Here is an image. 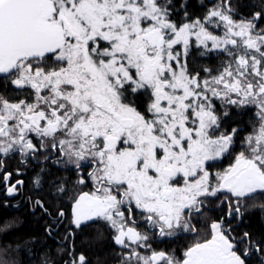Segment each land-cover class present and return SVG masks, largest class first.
<instances>
[{"label":"snow or ice","instance_id":"snow-or-ice-1","mask_svg":"<svg viewBox=\"0 0 264 264\" xmlns=\"http://www.w3.org/2000/svg\"><path fill=\"white\" fill-rule=\"evenodd\" d=\"M198 2L0 0V171L35 161L65 239L99 227L117 264H264V233L240 227L264 210V0ZM185 234L182 256L153 247Z\"/></svg>","mask_w":264,"mask_h":264},{"label":"trees","instance_id":"trees-1","mask_svg":"<svg viewBox=\"0 0 264 264\" xmlns=\"http://www.w3.org/2000/svg\"><path fill=\"white\" fill-rule=\"evenodd\" d=\"M245 1L250 4L255 0ZM192 2L195 10L199 11L197 3ZM194 63L198 68L203 64L196 61ZM218 65L215 62L211 66ZM205 66L209 65L205 64ZM239 121H242L240 117H232L226 127L237 124L241 126ZM50 193L51 189L48 186L42 189L37 188L35 192L33 190L30 201L22 202L21 208L19 206L13 208L12 205L5 206L0 201V226L5 224L10 226L7 233L0 232V248H7L6 258L14 261L15 264H60L66 256L71 259L66 251V247L70 246L74 254H83L89 264H117L119 250L114 248L107 234L103 239L97 237V233L101 231L99 227L89 228L82 232L77 231L74 236L65 239L68 232H71V226L67 220L63 224L58 223L56 212L61 207L67 212V204H61L58 198H54V193ZM34 200H43L47 212L35 207ZM48 230H51L53 234L49 235ZM255 231L256 235L264 233L261 227L260 231L258 229ZM168 242L158 243L156 241L153 247L169 251Z\"/></svg>","mask_w":264,"mask_h":264},{"label":"flooded vegetation","instance_id":"flooded-vegetation-1","mask_svg":"<svg viewBox=\"0 0 264 264\" xmlns=\"http://www.w3.org/2000/svg\"><path fill=\"white\" fill-rule=\"evenodd\" d=\"M195 1L200 9V5L198 0H192ZM255 2V1H254ZM252 2V3H254ZM239 3L241 5V12L244 15H247L251 12V4H248L245 0H239ZM194 61L197 63H203L207 64V59L206 57H199L195 56ZM216 64H219V61H216ZM233 117H240L239 127L241 129L248 130L249 129V122L251 120H254V115L252 112H248L247 115H233ZM227 161L224 162L225 167L227 166ZM19 170V171H18ZM39 171V169L36 167V162L34 161L32 165L25 167L21 162L20 159L14 158V159H9L7 161V164L5 168L0 171V201L5 204V206H11L13 208H21L22 202H26V200L30 201L31 196H33V190L34 192L37 190V188L33 184V179L35 173ZM5 172H10L12 173L11 177L7 181L4 179V173ZM16 180H23L24 184L20 188V195L17 196H8L6 195V184H14ZM85 191L88 189L85 188ZM262 201L257 200L255 201L256 205H259ZM247 218L245 222L240 226L242 230H247L252 232L253 234L256 232L255 230L258 229L264 232V210L259 208L258 206H253V202H249L247 208ZM258 222V223H257ZM257 223V225H256ZM256 225V226H254ZM258 227V228H257ZM254 230V231H253ZM258 232V231H257ZM169 245H168V250L170 252H174L177 256H182L184 248L192 243V240L187 237V235H184V238H175L172 240H168ZM158 243L160 242H165V241H157Z\"/></svg>","mask_w":264,"mask_h":264}]
</instances>
